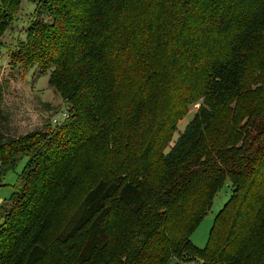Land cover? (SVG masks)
Returning a JSON list of instances; mask_svg holds the SVG:
<instances>
[{
  "label": "trees",
  "instance_id": "1",
  "mask_svg": "<svg viewBox=\"0 0 264 264\" xmlns=\"http://www.w3.org/2000/svg\"><path fill=\"white\" fill-rule=\"evenodd\" d=\"M20 1L0 0V37ZM37 16L10 59L50 71L69 117L32 144L2 216L0 264L25 254L22 264H264L250 249L264 233V0H41ZM156 41L169 54L150 72ZM141 96L159 104L156 119L146 99L141 111ZM200 101L166 154L177 122ZM126 120L133 125L119 143ZM109 144L120 148L119 163L55 241L44 239L70 167ZM16 145L0 131V161L28 148ZM226 180L231 199L199 249L191 237Z\"/></svg>",
  "mask_w": 264,
  "mask_h": 264
},
{
  "label": "rangeland",
  "instance_id": "2",
  "mask_svg": "<svg viewBox=\"0 0 264 264\" xmlns=\"http://www.w3.org/2000/svg\"><path fill=\"white\" fill-rule=\"evenodd\" d=\"M41 1V0H40ZM39 0H21L9 12V20L5 27L2 28L0 37V131L4 136L10 137L12 141L20 142L16 146H28L22 149V154L17 157H10L7 152L3 155L4 161H0V225L2 216L7 210L13 209L15 191L20 192L23 184L22 174L28 165L30 155L33 157L34 143L43 142L41 137L49 130L55 132L59 126L64 123L63 113L68 107L62 97L56 92L55 87L49 84L50 71L41 73L35 68L25 69L18 61H12L11 55L16 52L27 40V31L38 18ZM162 42L156 41L154 46H158L156 52H150L155 56V66L149 70L153 72L156 62L163 63L162 54L166 49L162 47ZM169 54L166 53V56ZM132 92L127 91L121 97L122 100H130ZM131 94V95H130ZM130 95V97H128ZM141 111L144 112V99L140 98ZM147 101V99H146ZM147 110L151 118L156 119L159 114V104L147 101ZM150 103V105H149ZM203 102L200 101L192 105L187 114L177 122L172 141L166 150L168 154L177 145L181 137L189 130L191 124L198 116ZM151 118H145L149 120ZM56 121V122H55ZM68 121H66L67 123ZM126 124L120 127V139L117 142L125 143L127 141L130 127L133 121L126 120ZM138 121H135L137 126ZM61 124V125H60ZM65 124V123H64ZM39 134V135H37ZM34 136V139H33ZM23 139V141H22ZM132 141V137L127 145ZM118 145V144H115ZM95 146V145H92ZM111 148L108 152L106 149L101 150L99 147L85 151L78 156L77 160L70 167L69 172L60 183L53 199V209L49 216V222L44 235L50 242H54L57 235L63 230L70 220V217L76 212L83 202L86 194L101 180L108 175L114 162L121 159V151L118 146L109 144ZM25 148V147H24ZM27 151V152H26ZM5 164V165H4ZM230 181L226 180L223 186L217 192L211 208L206 217L201 221L196 231L193 233L191 240L199 249H205L209 243L212 228L216 215L224 208L232 196ZM224 232H222L223 234ZM262 238L261 247L255 249L250 247L254 257L264 261V233L258 238ZM54 240V241H53ZM58 247V245H56ZM60 248V247H59ZM26 254L22 258V262ZM18 261V264H22ZM264 263V262H263ZM16 264V262H15ZM171 264H201L199 261H182L173 260Z\"/></svg>",
  "mask_w": 264,
  "mask_h": 264
},
{
  "label": "built area",
  "instance_id": "3",
  "mask_svg": "<svg viewBox=\"0 0 264 264\" xmlns=\"http://www.w3.org/2000/svg\"><path fill=\"white\" fill-rule=\"evenodd\" d=\"M68 117H69L68 114H67L66 112H64V113H63V119L66 120V119H68ZM55 122H56V121H55Z\"/></svg>",
  "mask_w": 264,
  "mask_h": 264
}]
</instances>
